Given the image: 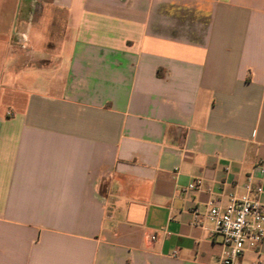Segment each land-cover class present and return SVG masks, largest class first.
Here are the masks:
<instances>
[{
  "label": "crops",
  "instance_id": "0c3cea01",
  "mask_svg": "<svg viewBox=\"0 0 264 264\" xmlns=\"http://www.w3.org/2000/svg\"><path fill=\"white\" fill-rule=\"evenodd\" d=\"M248 177L264 0H0V264H217Z\"/></svg>",
  "mask_w": 264,
  "mask_h": 264
},
{
  "label": "built area",
  "instance_id": "2783aa9c",
  "mask_svg": "<svg viewBox=\"0 0 264 264\" xmlns=\"http://www.w3.org/2000/svg\"><path fill=\"white\" fill-rule=\"evenodd\" d=\"M200 178L192 180L189 190L203 189ZM245 194L241 197L229 196L226 205L220 206L216 200L208 201L206 218L213 223L214 233L221 238L223 249L217 264H234L248 249H256L264 243V206L251 193H260L261 187L253 185L248 177L244 185ZM195 218L198 219V213ZM155 239V234L151 240Z\"/></svg>",
  "mask_w": 264,
  "mask_h": 264
}]
</instances>
